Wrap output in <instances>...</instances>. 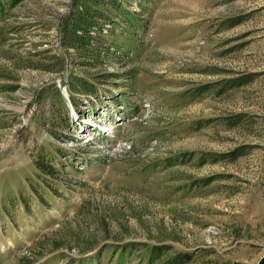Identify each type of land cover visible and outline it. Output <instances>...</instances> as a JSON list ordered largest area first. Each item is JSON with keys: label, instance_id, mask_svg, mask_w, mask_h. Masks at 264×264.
Returning <instances> with one entry per match:
<instances>
[{"label": "rangeland", "instance_id": "374dc122", "mask_svg": "<svg viewBox=\"0 0 264 264\" xmlns=\"http://www.w3.org/2000/svg\"><path fill=\"white\" fill-rule=\"evenodd\" d=\"M70 1L0 11V264H259L264 0H118L87 62Z\"/></svg>", "mask_w": 264, "mask_h": 264}, {"label": "trees", "instance_id": "16d2710c", "mask_svg": "<svg viewBox=\"0 0 264 264\" xmlns=\"http://www.w3.org/2000/svg\"><path fill=\"white\" fill-rule=\"evenodd\" d=\"M22 1L0 0V11L5 9V4L15 6ZM122 9L123 5L118 0H71L69 9L60 18L57 26L59 35L61 36L63 54L66 55L70 49H73L74 52L72 54L76 58L84 59V62H87L91 58L96 59L97 57H101L103 51L106 49L103 42L105 25L114 22V17L117 14H121ZM65 55L60 56L64 73L67 71ZM81 65L85 64L81 63ZM70 77L74 79L73 76ZM75 80V84L73 81H68L66 84L71 98L74 93L80 91H88V94H93L92 90L85 88L86 80L83 76H78ZM236 153L237 156L242 155V152ZM35 245H38V242H35ZM160 250H162L160 246L153 247L150 251V260L159 258ZM177 259L175 258V261ZM259 264H264V257Z\"/></svg>", "mask_w": 264, "mask_h": 264}, {"label": "bare ground", "instance_id": "6f19581e", "mask_svg": "<svg viewBox=\"0 0 264 264\" xmlns=\"http://www.w3.org/2000/svg\"><path fill=\"white\" fill-rule=\"evenodd\" d=\"M76 111V110H75ZM82 128L85 130V125L82 126ZM107 128V127H106ZM89 130V129H88ZM102 130L106 131L105 128H102Z\"/></svg>", "mask_w": 264, "mask_h": 264}, {"label": "water", "instance_id": "95a60500", "mask_svg": "<svg viewBox=\"0 0 264 264\" xmlns=\"http://www.w3.org/2000/svg\"><path fill=\"white\" fill-rule=\"evenodd\" d=\"M263 258V257H262Z\"/></svg>", "mask_w": 264, "mask_h": 264}]
</instances>
